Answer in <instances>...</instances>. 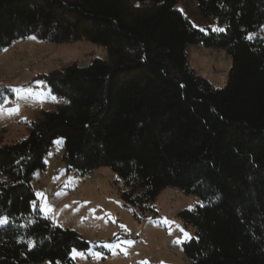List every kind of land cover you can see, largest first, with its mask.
<instances>
[{
  "label": "trees",
  "instance_id": "trees-1",
  "mask_svg": "<svg viewBox=\"0 0 264 264\" xmlns=\"http://www.w3.org/2000/svg\"><path fill=\"white\" fill-rule=\"evenodd\" d=\"M196 1L224 31L193 27L180 0H0V53L33 36L107 55L40 75L62 103L0 144V264H76L72 250L88 249L34 208L32 176L58 138L67 172L109 169L140 214L166 188L194 197L177 214L194 230L182 244L189 264H264V0ZM191 45L230 57L223 88L191 68Z\"/></svg>",
  "mask_w": 264,
  "mask_h": 264
},
{
  "label": "rangeland",
  "instance_id": "rangeland-1",
  "mask_svg": "<svg viewBox=\"0 0 264 264\" xmlns=\"http://www.w3.org/2000/svg\"><path fill=\"white\" fill-rule=\"evenodd\" d=\"M177 9L196 29H217L213 20L200 15L196 0H180ZM255 35L264 41V23ZM187 53L191 68L215 88L226 85L231 59L224 50L191 45ZM106 57L103 47L85 40L56 44L27 37L6 47L0 53V109L5 110L0 111V144L25 139L27 124L35 119L37 110L62 103L38 79L40 75ZM9 109L18 111L9 113ZM63 152V140L58 138L44 159L46 170L36 171L30 184L36 197L34 208L55 226L75 231L88 243L85 251L72 250L70 256L76 264H189L182 244L190 240L185 233L193 237L194 230L177 214L190 209L196 203L194 197L166 188L153 203L155 212L140 214L122 203L120 181L114 173L107 168L84 176L67 172ZM5 179L0 175V183ZM7 224L8 220L0 228Z\"/></svg>",
  "mask_w": 264,
  "mask_h": 264
},
{
  "label": "snow or ice",
  "instance_id": "snow-or-ice-1",
  "mask_svg": "<svg viewBox=\"0 0 264 264\" xmlns=\"http://www.w3.org/2000/svg\"><path fill=\"white\" fill-rule=\"evenodd\" d=\"M214 30L215 31H224V29H214ZM29 38L34 39V37H29ZM246 39H252L251 34H249V36L246 37ZM37 83L40 84L41 82H37ZM17 91H19V89H17ZM27 91L29 93H31L32 90L31 89H27ZM0 111H5V110L4 109H0ZM6 111H8L9 113H12V112L18 111V109H9V110H6ZM48 210L50 211V209H48ZM5 223H7V219L6 218H0V224H5ZM181 231H183V230H181ZM185 237H186V239H191L192 238V237L188 236L187 233H185ZM126 243L131 244L132 242L131 241H127ZM106 247H113V246L112 245H106Z\"/></svg>",
  "mask_w": 264,
  "mask_h": 264
}]
</instances>
